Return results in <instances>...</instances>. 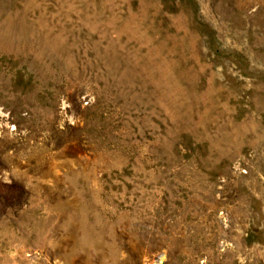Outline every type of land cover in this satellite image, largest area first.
I'll use <instances>...</instances> for the list:
<instances>
[{
    "label": "rangeland",
    "instance_id": "obj_1",
    "mask_svg": "<svg viewBox=\"0 0 264 264\" xmlns=\"http://www.w3.org/2000/svg\"><path fill=\"white\" fill-rule=\"evenodd\" d=\"M0 264H264V0H0Z\"/></svg>",
    "mask_w": 264,
    "mask_h": 264
}]
</instances>
